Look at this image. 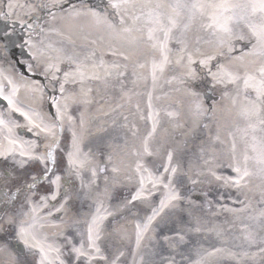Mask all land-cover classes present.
<instances>
[{"label":"bare ground","instance_id":"bare-ground-1","mask_svg":"<svg viewBox=\"0 0 264 264\" xmlns=\"http://www.w3.org/2000/svg\"><path fill=\"white\" fill-rule=\"evenodd\" d=\"M16 1L4 12L19 20L25 18L24 11H32L27 3L46 4ZM174 2L150 0L142 6L145 0H135L120 9L75 2L53 15L50 34L42 32L38 43L31 44L29 52L44 65V74L14 67L0 51V156L9 160L12 154L18 163L24 161L21 155L45 153V146L35 144L42 141L39 134L54 149L58 117L73 131L67 173L79 182L75 195L64 188L49 206L28 188L18 196V201L31 204L19 215L21 241L38 252L41 246L45 249L43 264L76 259L78 264H264V165L258 162L264 155V100L245 90L242 78L231 83L227 75L243 77L247 72L259 79L264 58L246 55L254 38L244 21L231 25V37L203 27L220 11L209 5L223 0H200L203 15L198 13L183 34L185 44L177 43L181 31L174 30L168 62L154 79L153 63L163 59L160 47L152 46L146 28L130 35L122 29L143 28L144 17L135 25L132 17L150 9L163 13L167 24ZM187 18L182 10L180 22ZM248 19L259 23L260 14ZM155 36L163 39L162 32ZM217 54L207 65L200 63ZM191 65L212 66L219 81L214 95L226 93L220 102L206 101L207 112L205 103L189 92L202 83L181 79ZM41 75L52 83L63 81L64 88L40 94L35 81ZM171 83L178 86L171 94L180 102L168 100ZM55 93L57 114L48 96ZM245 170L249 174L241 178ZM3 240L0 234V264H17L15 251Z\"/></svg>","mask_w":264,"mask_h":264},{"label":"snow or ice","instance_id":"snow-or-ice-1","mask_svg":"<svg viewBox=\"0 0 264 264\" xmlns=\"http://www.w3.org/2000/svg\"><path fill=\"white\" fill-rule=\"evenodd\" d=\"M135 3V0H114V2L111 3V7L114 9H120L121 7H129L133 6ZM148 3H150V0H145V4L142 6H147ZM210 7H215L220 9V11L217 14H214L210 17V22L203 25V27L207 29L213 30V35H215L217 32L223 33L229 37L233 34L232 24L233 23H240L241 21H244L248 28L251 31L252 37L254 38V42L251 43V47L249 51L246 53V55H251L255 57L264 58V0H244V2H237V3H229L228 0H223V2L219 4H210ZM157 8L162 7V5L157 4ZM172 9V14L167 15V21L168 23L165 24L163 20V13L157 12L155 10L150 9L147 13H141V15H134L132 17L133 25L136 24L137 21H140L142 16L145 19V25L143 28H134V27H125L122 29L123 33L131 34L134 30L135 31H143L144 28L147 30V38L149 41H153V47H160L161 54L163 56L162 61L159 65H157L155 62L153 63L152 69H153V78L155 79V73L157 69L163 71L164 65L168 62V52L170 49L168 48V44L170 40L173 39V32L174 30L179 29L181 31V37H176L177 43L183 45L185 44L184 39H182V36L184 33H186L190 27L191 22L193 19H195L196 15L199 13L200 15H203V9L204 5L200 2V0H193L192 3H186L183 2V0H175V2L170 5ZM182 10H186L188 13L187 22L181 23L179 17L182 15ZM257 13L260 14V22L254 23L251 22L248 18L250 16H254ZM99 21V18H97ZM120 23H124V17H120ZM151 25V26H149ZM162 32L163 33V39H159L155 36V33ZM238 39L243 40L244 36L240 35ZM220 44L223 45L225 41L221 39ZM181 52L185 51V48L180 49ZM232 51L231 47L228 48V53L230 54ZM125 59L128 57L125 56ZM215 59L213 56L207 57L205 60H201L200 63L202 65H207L208 61ZM189 63H192L191 56H189ZM143 67V65H141ZM217 67H222L220 65H217ZM259 79H257L256 76L251 75L247 72H245L243 77H240L239 75H233L232 73H227L229 76V82L235 83L239 79H243V87L245 90L252 89L255 92V98L257 101L264 100V66H262L259 70ZM82 74V73H81ZM212 74V73H210ZM67 75V73L65 74ZM214 75V74H213ZM9 104L12 103L11 100L8 101ZM253 105L255 107V102H253ZM199 104L197 105V108H199ZM0 124H3V120H0ZM153 130H155V125L153 127ZM169 162L171 161V154L168 156ZM258 162L262 165H264V155H261ZM165 171H168L166 168ZM237 172H240V169H236ZM264 171V169H262ZM172 172L175 173V169H172ZM249 173L247 170H245L241 176H247ZM143 179V178H142ZM238 183V181H237ZM176 197L173 196L172 199H175ZM163 206V204H162ZM156 213L153 214V217H150L151 219L154 218ZM91 231V229H90ZM26 246H27V242ZM94 246V245H93ZM79 255H83L84 253L81 252L80 249L75 250ZM99 251V249H97ZM41 252V264H43L44 259H46V253L45 249L41 246L40 247Z\"/></svg>","mask_w":264,"mask_h":264},{"label":"rangeland","instance_id":"rangeland-1","mask_svg":"<svg viewBox=\"0 0 264 264\" xmlns=\"http://www.w3.org/2000/svg\"><path fill=\"white\" fill-rule=\"evenodd\" d=\"M50 1L52 0H43L44 3L42 2H29L27 3L26 7L27 8H31L32 11L31 12H26L24 11L23 13H25V18L22 20H16V19H11L10 17L6 16V12L3 11V7L0 6V10L2 12V16H0V26L1 23L4 25L3 28V33H8L9 35L15 37L18 36L21 32L20 29L23 30V37H22V41H20L19 43L16 44V50L15 51H11L9 52L7 50V44L1 42L0 39V49L3 51V53L6 55V57H8L10 60L13 61V66L14 67H18L19 66H24L27 70H33L34 68L31 66V57L30 55H28V51H27V55L24 54V50L26 53V37L28 36V33L30 31H32L35 35H39L41 33V27L44 23H46V20H48L51 16H53L54 12H57L58 10H51L53 8L52 3H50ZM101 2V0H96ZM89 2V0H82L81 3L83 4H87ZM17 3L16 0H12V1H7V7L13 6ZM2 5V3H0ZM43 4V5H42ZM104 5L107 7H110V4L108 3V0H105ZM41 7L46 8L47 11L46 12H42ZM52 7V8H51ZM66 9L69 8V6H64L62 7L60 10L62 9ZM80 10V9H79ZM5 14V15H4ZM17 21V22H16ZM35 21H40V23L38 25L33 24V22ZM28 27H31V30L28 31ZM12 57V58H11ZM18 62V63H17ZM38 69V68H37ZM40 71V68L38 69ZM190 79L192 82L193 81H201V87L199 88H195V89H191L189 92H192L193 94H195L199 99H201L204 103H205V109H209L210 107L206 104V101L211 102L212 104L220 102L223 100L225 94H215V97H210V94L214 95V93H216L217 88L215 86V84L212 81L208 80V76H207V72L200 68V67H196L191 65L189 72L182 73V78L181 79ZM199 78V79H197ZM45 79V78H44ZM39 89L40 94H47L48 93V89H53L55 88L54 83H51L49 80L45 79L43 81H38L35 83ZM184 85H188L187 83ZM172 87H169L167 90V96H168V100H174L176 102H180V99L178 98V96H176L175 98L172 96L175 93L171 94L173 89L178 90V86H174L171 83ZM183 86V85H181ZM62 86L59 85L58 88H61ZM172 88V89H171ZM184 89V87H181ZM188 91V89H187ZM209 96V98L207 97ZM207 112V111H206ZM3 116H6V113H3ZM34 167V166H33ZM9 170L6 165H3V167L0 169L1 171V175L5 176L4 171ZM17 175V173H16ZM17 176H14L12 178H16ZM21 184L25 185V180L21 179ZM21 186V185H20ZM17 186L16 187H12L11 191H17ZM43 189H45V187H43ZM208 200H210L211 202L214 201V198L211 196H208ZM221 206V205H220ZM243 208H236V210H241ZM7 238V241L10 243V238L11 235L10 233H8L7 235H5ZM8 243V244H9ZM13 245V243H11ZM14 246V245H13ZM15 247V246H14ZM16 249V248H15ZM20 262H23L22 259H20ZM24 263V262H23Z\"/></svg>","mask_w":264,"mask_h":264}]
</instances>
